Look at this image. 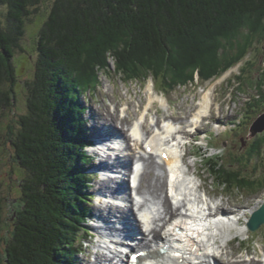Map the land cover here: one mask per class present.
<instances>
[{"label": "trees", "instance_id": "16d2710c", "mask_svg": "<svg viewBox=\"0 0 264 264\" xmlns=\"http://www.w3.org/2000/svg\"><path fill=\"white\" fill-rule=\"evenodd\" d=\"M43 2L0 0L7 8L6 20L0 17V115L14 104L13 59L28 20ZM263 39L264 0H54L39 32L36 72L27 83L28 111L12 138L17 161L28 174L7 238V264H79L92 192L75 68L79 74L90 65L106 68L113 56L124 75L152 74L168 90L184 85L188 75L211 77ZM232 48L238 54L229 53ZM97 82V77L94 85L91 77L84 80L83 92ZM256 145L249 154L259 151ZM232 166L210 160L209 169L223 187L263 188L264 177H242ZM4 214L0 196V228Z\"/></svg>", "mask_w": 264, "mask_h": 264}, {"label": "rangeland", "instance_id": "374dc122", "mask_svg": "<svg viewBox=\"0 0 264 264\" xmlns=\"http://www.w3.org/2000/svg\"><path fill=\"white\" fill-rule=\"evenodd\" d=\"M54 0H44L41 4L39 11L34 14L27 24L26 35L21 40V48L17 49L14 56V64L16 67L17 82L14 87L15 101L11 108H5L1 111L0 115V196L4 200L5 214L4 221L0 228V264H7L6 261V245L7 238L11 236L14 230V222L17 218V213L21 206V186L27 171L22 168L16 158L15 149L12 144V138L15 133L18 132L19 118L21 115L27 113V98H28V87L27 83L33 79L36 70V63L39 56L38 51V39L39 32L47 20L51 9L53 7ZM7 8L0 4V17L3 21L6 20ZM235 32L240 33L241 30L237 29ZM234 32V33H235ZM244 32V31H243ZM211 52H208L210 54ZM229 53L236 55L238 54L236 49L229 50ZM206 58L205 56H203ZM213 57V56H212ZM89 59L86 58L84 65L89 64ZM118 61L110 56L108 58V66L106 68H98L97 65L89 66L86 73H77L76 68L73 70V78L78 89L77 95L80 97L81 102L85 106L84 108V125L85 132L92 138H98V128L104 127L102 114L109 116L107 111L116 113L120 121L116 124L121 128L124 125L127 135H131L129 128L135 124V120L143 118L142 116L147 113L146 107L142 111L137 105L140 104L141 95L138 93H144L147 91L145 84L152 83L145 81V76L141 77L140 80L135 77H129L123 75L117 67ZM235 66L227 73L219 78L209 80L215 76L221 74L228 67L220 68L218 73L213 74L208 78H200L196 80V73L194 76L188 77L184 80L181 86L175 85L173 89L165 90L166 93H162L156 88L157 93H161L170 100L171 104L165 103V98L160 96L162 103L153 101V107L148 115V121L146 120L145 126L148 129H153L155 125L151 123L150 117L153 113L158 116V121L165 119L174 120L177 123H182L180 127L182 130H186L187 127L191 126L194 122L193 115L198 109L205 87H209L213 81H215L216 89L214 95L212 89H208L212 93V114L210 113L208 118L203 121L199 131H208L209 135L205 132L201 133L202 138H206L202 144L194 143L188 146L191 149V154L195 151L201 154L196 160L195 156L190 157L189 163H194L197 172L206 179V187L213 194V203H218L225 206L233 212L238 208L240 210H248V217L251 216L250 208L258 206V209L264 204V186L259 191L251 192L246 190H237L236 185H228V187L220 186L219 180L208 171V162L214 160V156L218 162L234 163L237 161V155L241 158L242 164L235 163L232 167L242 170V177L247 178H263L264 177V131L258 134H252L251 125L255 119L262 113H264V39L256 41L250 46L247 52L242 54L240 58L235 59L233 64ZM227 66V65H226ZM91 77V83H94V77L98 78L96 86L93 90L84 91L83 83ZM183 80V79H182ZM209 80V81H208ZM164 85V83L162 82ZM214 84V85H215ZM94 85V84H93ZM82 87V88H81ZM152 85H149L147 100L153 95L156 97L157 93L150 90ZM206 94V93H205ZM260 94V95H259ZM205 97V95H204ZM166 99V100H167ZM144 99V102L147 101ZM169 102V101H168ZM169 102V103H170ZM128 105L125 107V105ZM122 106V111L118 108ZM135 106V108H134ZM143 103L140 104V107ZM201 106V105H200ZM125 107V108H124ZM151 107V106H150ZM156 107L160 108L156 110ZM116 109V110H115ZM128 110V111H127ZM129 118L125 121L122 116L125 115ZM191 117V118H190ZM127 118V117H126ZM180 118L179 120H176ZM218 119L222 125L219 130H216L212 125V121L204 123L208 120ZM169 120V121H170ZM218 122V123H221ZM158 125V124H157ZM188 125V126H187ZM219 127V125H214ZM146 128V129H147ZM156 128V127H155ZM145 129V130H146ZM234 129V130H231ZM114 132L113 130L111 133ZM217 135L212 138V135ZM114 138L111 134V139ZM194 139L195 137L191 134L186 135L185 139ZM256 145L258 152H250L253 145ZM142 144V143H141ZM208 144H214L216 148L208 147ZM143 151L145 145H140ZM91 150V148L89 149ZM184 151V150H183ZM72 152V151H70ZM94 152V151H93ZM97 158L95 161L90 163V171L94 175V171L97 170L96 163L101 158L99 155L94 153ZM203 161H205L203 163ZM131 169V168H130ZM253 176V177H252ZM94 175L92 187L90 192L95 194V198L92 200V210L96 215L98 213L99 198L97 199V192L99 191V182L102 180ZM127 180V184H128ZM200 182V181H199ZM256 209V210H258ZM247 217H243V220ZM91 222L96 224L97 220L92 219L86 222L87 228H91ZM91 230V229H90ZM81 237L80 241L82 240ZM85 234V233H84ZM84 236V252L78 254V262L85 264L86 260L94 258L93 245ZM89 238V237H87ZM247 239V240H244ZM95 240V239H94ZM93 240V241H94ZM89 243V244H88ZM227 246L225 255L220 256L221 260L230 259L244 260V259H255L261 261L262 248L264 246V225L255 232L249 231V234H243L242 239H237L234 242L229 243L227 236L220 238L218 246ZM238 250L242 251L239 255ZM237 253V254H236ZM250 253V254H248ZM253 264H257L253 262Z\"/></svg>", "mask_w": 264, "mask_h": 264}, {"label": "bare ground", "instance_id": "6f19581e", "mask_svg": "<svg viewBox=\"0 0 264 264\" xmlns=\"http://www.w3.org/2000/svg\"><path fill=\"white\" fill-rule=\"evenodd\" d=\"M150 90L155 92L154 87H150ZM157 97H159L158 94L156 97L153 95L150 96L152 102L150 103L149 101L146 106L147 113L142 116L145 119V122L146 120L148 121V115L152 110L153 101ZM212 102V93L208 91L206 92L198 111L193 115L194 122L192 125L195 123L198 125L197 132L192 134L187 130H183L180 132L183 136L180 135V133L171 134L174 126L182 124L177 123L175 119L166 123L163 128H161V133H151L150 129L144 124V128H147V137H140V134L143 132L141 127V133H139L138 129H134V131L131 132V135L128 136L124 125L120 128L116 124L120 121V118H118L116 113L107 111L109 116L102 114L104 127L106 129L99 126L97 129L99 134L98 138L109 139L106 140L107 142L104 145H108V148L110 149L102 152L97 151L96 149L93 150L96 152V155L101 157L99 162L96 163L97 168L95 169L98 171H107L109 173L117 172L119 176L113 177L108 173H102L103 177L101 182H99L101 198L99 199L98 213L94 215L97 222L93 225V228L96 233H100V225L104 222L112 227L113 231H116L118 230L116 225L119 221H122L124 226L131 227V229L125 227L127 232L129 234L134 233L133 236L131 235V242L124 247L135 246L134 249H141L126 254L124 250L121 249L106 252L101 249L103 248L102 242L104 241L97 239L99 243H94L93 245L96 257L95 264H131L130 258L132 254L143 250L150 251V246L154 243H162V246L165 247V251L167 252H165L166 254L164 255L167 260L166 264H180L182 263L181 260H185L186 257L195 260H205L207 264H253V262H256L255 259H238L235 261L230 259H220V256L225 255L227 246H218V244L220 238H224L228 235L227 226H233L232 222L220 223L216 228H213L219 233L215 236L209 237L207 235L208 231L205 229L203 223L198 222V220H191L192 214H201V209H206L207 205L212 209H215L216 207L213 206V194L206 187V179L201 173L197 172L195 167L197 165L189 163L187 157L184 156L185 153L188 155L191 154V149L188 146H184L185 144L181 147V152L183 153L182 159L185 162L182 167L184 181L175 183L176 186L182 188V192H178L179 188L176 189V195L180 197H175L177 199L176 205L174 203V198L171 200L168 196L169 170L175 163H177L179 158L176 156L174 157L170 150H164L161 143L164 138L171 135L173 136L169 141L170 143L172 141H180L189 134L197 136L200 132L198 130L201 126V124H199L200 120L209 113L210 108L212 107ZM124 113L125 115L122 117L125 118V121H128L127 124H129V117L126 116V112ZM207 118L208 117H204L203 120ZM179 119L180 118L176 120ZM134 126L135 124L129 128V131H131ZM112 130L114 132L111 133ZM111 134H113L114 137L112 139H110ZM162 135L166 136L162 138ZM141 143L145 145L143 151L140 147V145H142ZM174 146H176V144H174ZM176 148L179 149L180 147L176 146ZM97 149L100 150L101 148ZM138 157L144 160L146 168L141 176L136 178V172L139 167L137 163H134V160L138 159ZM186 172H189L193 177L188 175L189 179L187 180ZM127 180H129L128 184L126 182ZM132 181L135 183L139 182L138 186H133ZM136 192L137 195H142L140 206H137ZM112 196H116L117 198L115 199L117 201H112ZM205 200L208 201V203H206ZM149 204H152L153 206L151 212L140 213V209ZM214 204L216 205L217 203ZM200 205L201 209H197ZM256 209H258L257 205L251 207L249 210L254 213ZM216 210L224 212L225 216H228V213L234 215L236 221H243V217H247V222L250 219V217H248V210H240V208H238L233 212L219 203ZM184 212H188L189 215L186 216ZM189 218L190 221H188ZM173 226L180 227V231L174 233ZM237 226L239 227V224H237ZM240 228L244 229V226L241 225V223ZM245 228H247L246 223ZM198 230H203V236L201 239L196 240L189 236L200 237L201 234L198 233ZM210 252H213V254ZM174 253L182 254V256L177 257V263H174L175 261L172 259ZM263 262L264 261H259L256 263L264 264ZM146 264L155 263L149 262Z\"/></svg>", "mask_w": 264, "mask_h": 264}, {"label": "water", "instance_id": "95a60500", "mask_svg": "<svg viewBox=\"0 0 264 264\" xmlns=\"http://www.w3.org/2000/svg\"><path fill=\"white\" fill-rule=\"evenodd\" d=\"M263 131H264V114L260 116L252 126L253 134H257ZM263 224H264V205L261 207L260 210L255 212L250 222V227L252 230H257Z\"/></svg>", "mask_w": 264, "mask_h": 264}, {"label": "snow or ice", "instance_id": "6c2138e0", "mask_svg": "<svg viewBox=\"0 0 264 264\" xmlns=\"http://www.w3.org/2000/svg\"><path fill=\"white\" fill-rule=\"evenodd\" d=\"M132 258L135 259V256H133Z\"/></svg>", "mask_w": 264, "mask_h": 264}]
</instances>
